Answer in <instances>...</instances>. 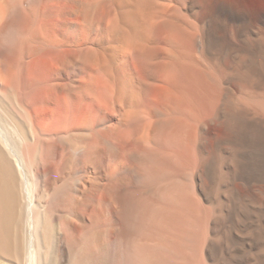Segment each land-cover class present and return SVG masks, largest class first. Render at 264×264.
I'll use <instances>...</instances> for the list:
<instances>
[{"label": "bare ground", "instance_id": "6f19581e", "mask_svg": "<svg viewBox=\"0 0 264 264\" xmlns=\"http://www.w3.org/2000/svg\"><path fill=\"white\" fill-rule=\"evenodd\" d=\"M244 34L253 111L228 81ZM213 124L243 149L210 171ZM259 242L264 0H0V264H239Z\"/></svg>", "mask_w": 264, "mask_h": 264}, {"label": "rangeland", "instance_id": "374dc122", "mask_svg": "<svg viewBox=\"0 0 264 264\" xmlns=\"http://www.w3.org/2000/svg\"><path fill=\"white\" fill-rule=\"evenodd\" d=\"M245 35V37H243ZM243 36H242V40L241 41H243V49H241V54H239L237 51H235L236 53H238V55L236 54V53H234L233 51L234 50H229V51H227V53L229 54L227 57L230 59V62H231V60H234L235 59V62H236V64L234 63V62H231L230 64H231V66H232V68H230V67H228V77H230L231 76V78H229L228 79V81L229 82H231V83H229L230 85V88H231V90L233 89L234 91H232V92H235L238 96H240V98H243V99H241L242 100V103H244V104H246V103H249L250 105H248V108H249V106L251 107L250 108V110H254V109H252L253 108V106L255 105V104H253L254 103V101L252 100V95L254 94V87H253V83H252V81H250V80H252V78H251V74H249V71L251 70V68H252V65L254 64V61H253V55H254V53L251 51V48H250V51L252 52V53H248V46L246 47L245 46V38H246V34H244ZM247 49H246V48ZM250 47V46H249ZM244 49H246V50H244ZM243 50V51H242ZM245 51H247V53L245 52ZM233 53H234V55H233ZM233 55V57L231 58V56ZM236 54V55H235ZM234 56H236V58L234 57ZM227 58V59H228ZM234 58V59H233ZM242 58H244L243 60V62H241V59ZM245 58L247 59V60H245ZM229 59H228V62H229ZM234 65H233V64ZM229 64V63H228ZM230 66V65H229ZM242 67V68H241ZM233 73H234V75H233ZM232 74V75H231ZM232 76H234V77H232ZM231 79V80H230ZM239 87V88H238ZM236 94H233V95H235L236 96ZM238 96H236V97H238ZM244 96V97H243ZM240 98L238 97V99L240 100ZM240 100V101H241ZM245 101V102H244ZM249 101V102H248ZM249 110V109H248ZM248 111H244L243 113H247ZM214 127H215V129H214ZM211 128H212V138L214 137V139H216V140H218V145L219 146H215V145H213V142H211L210 141V143L211 144H209V147H210V151L213 153H210V156L208 155V158L207 159H209V160H207V162L209 161V163H208V165H209V167H210V169H209V167L206 169V170H212V168H214L213 166H215V164H216V162L218 161V160H220L222 157H227L229 154H230V152L232 151V152H234V151H238V152H240V151H242V149H243V147H242V141H241V134L239 133V132H234L232 135H230V133H226L225 134V132L224 131H222V130H218V127L215 125V124H213L212 126H211ZM213 132H214V135H213ZM223 141V142H222ZM239 142V143H238ZM224 143V144H223ZM213 145V146H212ZM215 147V148H214ZM216 147H218L217 149H216ZM221 147L223 148V149H221ZM219 149V150H218ZM216 150V151H215ZM212 154V155H211ZM207 164V163H206ZM207 165V166H208ZM230 167V164L228 163L227 164V166H226V168L223 170L224 171V173L226 172V173H230L231 171H232V168L233 167H230V171H229V167ZM199 167H201V165L199 166ZM203 167L204 166H202V168H199V172H200V174L201 175H203V176H201L200 175V178L201 179H199V183H197L198 184V186L197 187H199V188H197V195H198V197H200V199L202 200V198L204 197V190H205V188H206V183L209 181V176H207V175H210L209 173H210V171L208 170V171H206V170H204V171H200V169H203ZM234 169V168H233ZM203 174H202V173ZM204 172L206 173V175H204ZM208 172V173H207ZM208 177V178H207ZM135 179V178H134ZM207 179H208V181H207ZM135 181V180H134ZM183 181L185 182V180L183 179ZM187 182V181H186ZM163 183H167L166 181H164L163 180V182H162V187H165V184H164V186H163ZM209 183V182H208ZM207 183V184H208ZM179 184V183H178ZM151 185V184H150ZM199 185H201V186H199ZM237 185H238V183L235 185L236 186V188H239V186L237 187ZM201 187V188H200ZM149 189V190H148ZM148 191H150V186L148 185ZM163 189V188H162ZM198 189H200V191L198 190ZM202 189V190H201ZM119 192V191H118ZM200 194V195H199ZM202 197V198H201ZM255 228V227H254ZM24 243H25V241H23ZM252 244V245H251ZM252 246V247H251ZM260 246V247H259ZM263 247V248H262ZM121 248L123 249L124 248V242H123V240H122V242H121ZM240 249H242V250H244L245 252H247V253H245L246 255H243L244 254V252H242V250L238 253V255L240 256H238V255H236V257H237V259H239V264H250L249 262H248V257H246V258H244L245 260H243V257H245V256H251V255H253V256H256L257 258L259 257V255H260V253L264 250V242H259L258 244H254V243H245V245L244 246H242ZM261 249H263L262 251H261ZM24 250H25V248H24ZM25 252V251H24ZM248 254V255H247ZM250 254V255H249ZM55 257V255L53 254L52 255V258H54ZM51 257H50V260L52 259ZM25 259V258H24ZM23 259V260H24ZM56 259V258H55ZM259 260L258 261H261L260 260V258H258ZM22 260V261H23ZM55 261V260H54ZM241 261H242V263H241ZM26 262V260L24 261V263ZM19 264H21V262L19 263ZM22 264H23V262H22ZM25 264H28V263H25ZM55 264H56V262H55ZM236 264V263H235Z\"/></svg>", "mask_w": 264, "mask_h": 264}]
</instances>
